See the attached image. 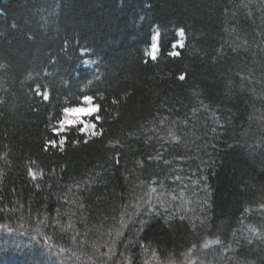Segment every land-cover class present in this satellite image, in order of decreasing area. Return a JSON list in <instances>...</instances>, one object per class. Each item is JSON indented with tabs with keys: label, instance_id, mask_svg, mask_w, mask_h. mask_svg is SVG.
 <instances>
[{
	"label": "trees",
	"instance_id": "1",
	"mask_svg": "<svg viewBox=\"0 0 264 264\" xmlns=\"http://www.w3.org/2000/svg\"><path fill=\"white\" fill-rule=\"evenodd\" d=\"M179 27L185 46L173 57ZM37 83L49 101L35 96ZM82 95L97 97L102 119L90 120L103 134L84 143L82 125L70 126L64 151H45L62 109ZM4 153L0 264H114L121 252L132 264H187L184 254L264 264V240L249 231L264 232V0H0ZM29 166L43 176L33 180ZM149 185L166 194L104 255L125 205ZM215 238L222 245L202 248Z\"/></svg>",
	"mask_w": 264,
	"mask_h": 264
},
{
	"label": "snow or ice",
	"instance_id": "2",
	"mask_svg": "<svg viewBox=\"0 0 264 264\" xmlns=\"http://www.w3.org/2000/svg\"><path fill=\"white\" fill-rule=\"evenodd\" d=\"M176 35L178 38L172 42V48L174 50L169 53V55L173 57L180 55L179 51H175L177 47L183 48L185 46V43H184L185 38H186L185 29L183 27H179L178 29H176ZM160 37H161L160 30L158 27H156L151 36L150 48L147 49L145 53L146 57H150L152 61H156L158 58V54L160 52ZM80 51H81V55H83L84 53L88 52L89 49L81 48ZM145 62L147 63L148 61L146 60ZM82 63L84 65H89L93 63V61L89 59H84ZM185 76H186V73H181L178 76V79L183 81L185 79ZM29 78H31V76ZM88 83L90 84L91 81H88ZM33 91H34L35 96L39 97L41 101L43 102L49 101L50 91L47 85H45L42 89L41 85L37 83ZM96 99L97 97H94V96L82 95L80 98V103L78 105L73 106V107H64L62 109L63 118L58 120L55 126H51L52 133H54L55 137H58V139L56 138L47 139L44 143L45 151L49 150V148H58L61 152H63L66 141H67V136L62 133H66L69 130L70 126H76L78 124L82 125L81 127L77 129V131L80 134H84L85 136L84 143H87L88 139L91 137H98L103 134L104 129L102 127L97 129V124L95 122L91 120H85L82 118L83 116H88V117L94 116V120L96 122L101 121L102 119L101 115L97 114L100 111V104L94 102ZM99 99H103V94L99 95ZM113 103L115 104L117 103V101L114 99ZM163 123L164 122L161 121V124ZM168 135L172 141L179 142L181 140V137L177 135L171 128H169L168 130ZM79 142L80 141L77 140V141H73L72 143L77 144ZM7 155H8L7 153H4L3 156L0 157L5 160V163H8ZM148 159L151 160L152 157L149 156ZM157 159H159V156H157ZM33 163L34 162H30V165ZM116 163L119 164V154H117ZM27 174L33 180H36L38 176L39 177L43 176V171L42 170L38 171L32 166H29L27 168ZM2 175H3V170L0 169V176ZM174 179L180 180L181 178L179 176H176L174 177ZM155 183L156 181L154 180L153 184ZM37 187H39V185H37ZM165 194L166 193L158 192L156 187L149 185L147 191L143 193V195L140 197L139 200H134L133 204L130 206L125 205V212L121 213V218L119 221L120 227L119 229L115 231V235L112 236V240H111L112 246L109 247L108 253H105L104 255L106 256H108L109 254H111L112 256L115 255V252L113 251V249L115 248L118 242H121V238L124 236L125 228H128L129 231H132L134 229L137 232L142 230L143 226L146 223V220L137 219V217L143 216L145 213L151 215V213L154 211L153 197L155 196V198L159 201L161 200V196ZM183 195H184V192H183V189H181L180 196L182 197ZM172 199L176 200L178 199V197L173 194ZM141 203H143V205L145 206L144 212L140 211ZM129 207L134 209L131 213H128L127 211ZM259 208L261 210H264V204L259 205ZM125 216H127V219H125ZM181 219L183 220L184 217L181 216ZM0 228H7V225H0ZM8 231H12V229L9 228ZM249 231L251 234H254L258 236L259 238H261L262 240H264V232H261L258 228L249 226ZM37 232H39V228L37 229ZM109 235L110 236L112 235L111 229L109 230ZM45 239H47V237H45ZM123 243H124L125 250H127L129 245L131 244V239L129 238L128 241L123 242ZM211 245H222V241L219 238L207 239L203 243L202 248L208 249ZM196 247H197L196 244H192V246L187 250L188 253H192L193 250L196 249ZM224 250L227 251V249H224ZM60 251L63 252L64 249H60ZM120 255L121 257H123V260H115L114 264H132L133 258L130 254L126 255V252H121ZM184 255H185L187 264H196V261L194 259L190 258L187 254H184ZM153 256H155V252H153ZM201 264H203V262H201Z\"/></svg>",
	"mask_w": 264,
	"mask_h": 264
},
{
	"label": "rangeland",
	"instance_id": "3",
	"mask_svg": "<svg viewBox=\"0 0 264 264\" xmlns=\"http://www.w3.org/2000/svg\"><path fill=\"white\" fill-rule=\"evenodd\" d=\"M150 48V45L148 46V48L147 49H149ZM179 48V47H178ZM146 49V50H147ZM145 53H146V51H145ZM85 54H87V55H90V53L89 52H86ZM150 58V57H149ZM86 59H89V58H86ZM89 60H91V61H93V63H91V64H89V65H87V66H90V67H94L95 65H96V62H95V60H92V59H89ZM86 66V65H85ZM71 107H73V106H71ZM83 119H85V120H90V117H88V116H83L82 117ZM212 255V257H211V259H207V260H200L198 263H196V264H201V262H203V264H216L215 262H213L214 260H215V255H213V254H211ZM212 259H214V260H212ZM229 263V262H228ZM153 264H163L161 261H157V260H153ZM240 264H248V263H240Z\"/></svg>",
	"mask_w": 264,
	"mask_h": 264
}]
</instances>
